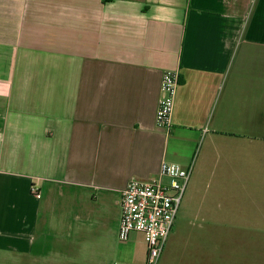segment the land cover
<instances>
[{
	"label": "crops",
	"instance_id": "obj_1",
	"mask_svg": "<svg viewBox=\"0 0 264 264\" xmlns=\"http://www.w3.org/2000/svg\"><path fill=\"white\" fill-rule=\"evenodd\" d=\"M164 160L194 165L158 264H264V0H0V264H146L121 195Z\"/></svg>",
	"mask_w": 264,
	"mask_h": 264
},
{
	"label": "built area",
	"instance_id": "obj_2",
	"mask_svg": "<svg viewBox=\"0 0 264 264\" xmlns=\"http://www.w3.org/2000/svg\"><path fill=\"white\" fill-rule=\"evenodd\" d=\"M180 77L179 71L167 70L162 78L157 124L167 131L173 126ZM192 174L193 164L184 166L164 160L158 179L152 181L132 179L123 189L119 239L125 241L132 232H141L147 245L146 264H158L174 228ZM33 190H37L35 186Z\"/></svg>",
	"mask_w": 264,
	"mask_h": 264
},
{
	"label": "rangeland",
	"instance_id": "obj_3",
	"mask_svg": "<svg viewBox=\"0 0 264 264\" xmlns=\"http://www.w3.org/2000/svg\"><path fill=\"white\" fill-rule=\"evenodd\" d=\"M198 151H199V149L196 148V150H195L196 156H197ZM195 158H196V157L194 156L193 159H195ZM193 165H194V163H193ZM191 179H192V178H191ZM190 183H191V180H190ZM188 188H189V185H188V187H187L186 190H188ZM255 192H258V189H257V188L255 189ZM257 194H258V193H257ZM182 204H183V203L181 202V205H180V208H179V211H178V215L180 214ZM178 215H177V216H178Z\"/></svg>",
	"mask_w": 264,
	"mask_h": 264
},
{
	"label": "trees",
	"instance_id": "obj_4",
	"mask_svg": "<svg viewBox=\"0 0 264 264\" xmlns=\"http://www.w3.org/2000/svg\"><path fill=\"white\" fill-rule=\"evenodd\" d=\"M108 1V0H107Z\"/></svg>",
	"mask_w": 264,
	"mask_h": 264
}]
</instances>
